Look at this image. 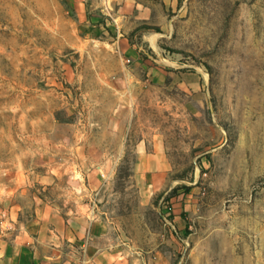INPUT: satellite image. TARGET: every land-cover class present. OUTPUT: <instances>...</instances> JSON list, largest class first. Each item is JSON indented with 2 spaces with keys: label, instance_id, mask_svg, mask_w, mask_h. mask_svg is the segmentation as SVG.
I'll use <instances>...</instances> for the list:
<instances>
[{
  "label": "rangeland",
  "instance_id": "374dc122",
  "mask_svg": "<svg viewBox=\"0 0 264 264\" xmlns=\"http://www.w3.org/2000/svg\"><path fill=\"white\" fill-rule=\"evenodd\" d=\"M101 1L0 0V225L106 166L133 264H264V0H134L117 28ZM143 139L161 188L141 189Z\"/></svg>",
  "mask_w": 264,
  "mask_h": 264
},
{
  "label": "crops",
  "instance_id": "0c3cea01",
  "mask_svg": "<svg viewBox=\"0 0 264 264\" xmlns=\"http://www.w3.org/2000/svg\"><path fill=\"white\" fill-rule=\"evenodd\" d=\"M139 7L140 2L134 0H103L96 3L100 14L111 17V24L116 28L119 27L118 20L125 21L124 18L129 16L127 13H134ZM77 13L78 21L83 22L85 27L93 26L96 29L91 25L96 20L88 17L87 13L90 12L85 7H79ZM100 25L105 26L104 23ZM110 30L114 32L111 27ZM92 38V34H88L87 40ZM115 44L123 52L130 50L129 40L125 37H119ZM119 76L123 83L119 92L127 88L128 91L132 86L133 72L125 70ZM122 103L121 98L118 101L120 111L128 105ZM119 117L115 118L116 136L121 120ZM136 151L138 163L135 172L140 174L141 189L161 188L171 170L166 154L157 144L154 151L151 150L145 139L137 143ZM103 156L110 155L104 153ZM108 171L106 166H102L100 171L91 173L84 167L82 176L70 181L66 196L36 197L35 206L32 204L30 210L24 212L21 208L22 213L16 215L12 212L11 217L0 225V264H133L137 260L135 246L124 240L126 232L121 222L116 217L112 219L109 212L104 210L106 203L97 205L103 199L108 202L103 192L105 183L100 180V175ZM87 172L90 180L86 178Z\"/></svg>",
  "mask_w": 264,
  "mask_h": 264
},
{
  "label": "built area",
  "instance_id": "2783aa9c",
  "mask_svg": "<svg viewBox=\"0 0 264 264\" xmlns=\"http://www.w3.org/2000/svg\"><path fill=\"white\" fill-rule=\"evenodd\" d=\"M128 61H130V60H128Z\"/></svg>",
  "mask_w": 264,
  "mask_h": 264
}]
</instances>
